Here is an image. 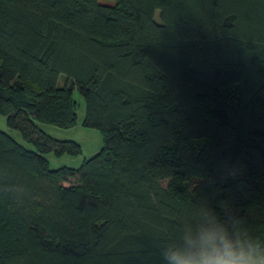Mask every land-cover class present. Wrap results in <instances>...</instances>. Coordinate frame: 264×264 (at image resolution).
<instances>
[{
  "label": "trees",
  "instance_id": "1",
  "mask_svg": "<svg viewBox=\"0 0 264 264\" xmlns=\"http://www.w3.org/2000/svg\"><path fill=\"white\" fill-rule=\"evenodd\" d=\"M75 88L103 147L51 168ZM0 113V264H264V0H0Z\"/></svg>",
  "mask_w": 264,
  "mask_h": 264
},
{
  "label": "rangeland",
  "instance_id": "2",
  "mask_svg": "<svg viewBox=\"0 0 264 264\" xmlns=\"http://www.w3.org/2000/svg\"><path fill=\"white\" fill-rule=\"evenodd\" d=\"M101 2H109V0H101ZM156 19L159 21V12L156 13ZM60 84H64L65 78L63 76L59 79ZM73 98L77 103V121L76 125L72 128H61L59 126L47 123H39L38 126L49 136L57 140H70L75 141L81 146V153L77 155L64 154L57 157L54 153L46 154L49 160V165L51 168H58L61 166H70L78 168L81 166L85 159L91 158L97 154L103 147V133L97 128L85 126L84 120L86 116V102L80 92L75 88L73 90ZM0 128L10 134H12L16 140L31 150H37L34 144L26 141L20 136V134L11 130L7 123V118L4 114L0 113ZM198 180L191 179L192 187ZM222 199L225 203H229L230 199L227 194H223ZM256 214L254 209L250 211L246 218L238 226V236L240 240L244 242V245L250 240L252 246L260 248L264 247L262 240L254 234V229L259 230V226L255 223ZM255 224V225H254ZM256 237L259 240L252 239ZM250 244L247 246L252 247Z\"/></svg>",
  "mask_w": 264,
  "mask_h": 264
},
{
  "label": "clouds",
  "instance_id": "3",
  "mask_svg": "<svg viewBox=\"0 0 264 264\" xmlns=\"http://www.w3.org/2000/svg\"><path fill=\"white\" fill-rule=\"evenodd\" d=\"M167 264H238L228 251L215 247L209 249L206 244L199 250L175 249L165 252Z\"/></svg>",
  "mask_w": 264,
  "mask_h": 264
}]
</instances>
